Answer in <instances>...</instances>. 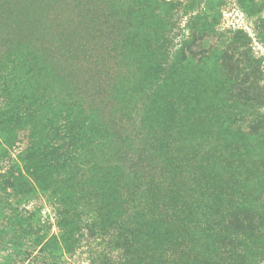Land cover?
<instances>
[{"label":"rangeland","instance_id":"1","mask_svg":"<svg viewBox=\"0 0 264 264\" xmlns=\"http://www.w3.org/2000/svg\"><path fill=\"white\" fill-rule=\"evenodd\" d=\"M40 130L0 264H264V0H0V173Z\"/></svg>","mask_w":264,"mask_h":264},{"label":"trees","instance_id":"2","mask_svg":"<svg viewBox=\"0 0 264 264\" xmlns=\"http://www.w3.org/2000/svg\"><path fill=\"white\" fill-rule=\"evenodd\" d=\"M153 96H155V94L153 92H148L146 91L145 93V98L146 100L152 98ZM144 103V101H143ZM142 103V105H143ZM68 104H64V111L68 112L67 109ZM37 107L39 108H43L45 107L47 108H52L54 109V107H52V105H47L45 103L37 105ZM24 110V109H23ZM27 112V110L25 111V113ZM51 112V111H50ZM71 116V114H70ZM49 138H53V136H50L48 138L44 137V131L40 130L38 136L36 137H28L29 141H27L26 145L24 147H18L19 149L16 150L17 147V143L20 141H17L16 139H13V143H10L11 145H13V147L10 148V150H7L5 157H7L6 159V166L9 167L8 169H3V172L0 173V185H3V188L5 190V195L9 198H11L12 202L15 205V209H18L20 213H24V214H28V217H31V213L30 210L27 208H24L22 205V201L24 200V197H17V193H15L18 189H22L23 193L26 194L28 192H26L27 189H25V185L22 182L23 180H28V178L31 177V175H33L35 172H31L30 173V177L24 175L22 173V169H21V164L26 163L29 167H31L33 165V162L36 163L34 161L35 157L38 156H45L46 160L41 159L39 163H45L48 164L50 166H54L57 162L60 163L61 159L66 160L68 159L65 155H62L59 151V149L55 146L54 143H52V141L48 140ZM10 142L12 141V139L7 138ZM22 142V141H21ZM58 152V153H57ZM59 154H61V156H58ZM57 156H58V160H57ZM27 168V167H26ZM30 172V171H28ZM28 196V195H26ZM20 215V214H19ZM33 225L32 223L27 224L26 226L23 225H17L16 228H14V235L18 236V238L21 239H25L28 238L27 241H32L29 240L31 237L33 238V236H35L37 233L36 231L32 230ZM1 229V227H0ZM13 231V230H11ZM2 231L0 230V233ZM118 245V243L116 244ZM122 248V249H126L127 255H130V248H131V241L127 238L125 239L122 243H119L118 249ZM38 253H40L39 255H32L33 253H30L29 250H25V255H27V257H29V255H31L29 259V262L25 263V264H35L39 261H36V259H40L41 258V254L45 255V250L40 249L37 251ZM36 252V253H37ZM44 252V254H43ZM118 252V251H116ZM115 252V253H116ZM49 255V254H48ZM111 256V255H110ZM26 257V258H27ZM128 257V256H127ZM34 259V260H33ZM43 259V260H42ZM46 257L41 258L40 261L42 263H44ZM113 259V260H112ZM124 256L123 255H112L111 258H109L108 262H104V263H99V264H126L123 263ZM26 260L21 261V263L23 264ZM113 261V262H111ZM9 264H17V262H15V260H12V263Z\"/></svg>","mask_w":264,"mask_h":264}]
</instances>
